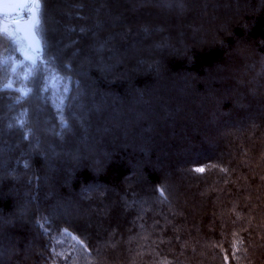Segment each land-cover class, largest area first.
Here are the masks:
<instances>
[{
    "label": "trees",
    "instance_id": "16d2710c",
    "mask_svg": "<svg viewBox=\"0 0 264 264\" xmlns=\"http://www.w3.org/2000/svg\"><path fill=\"white\" fill-rule=\"evenodd\" d=\"M30 9L34 54L0 16V264H264V0Z\"/></svg>",
    "mask_w": 264,
    "mask_h": 264
},
{
    "label": "rangeland",
    "instance_id": "374dc122",
    "mask_svg": "<svg viewBox=\"0 0 264 264\" xmlns=\"http://www.w3.org/2000/svg\"><path fill=\"white\" fill-rule=\"evenodd\" d=\"M35 15L34 9H30V14H22L21 16L10 17L8 20L14 25V29L20 40L31 53H35L39 49L38 39L33 31L34 19L31 24L26 25V21L30 15Z\"/></svg>",
    "mask_w": 264,
    "mask_h": 264
},
{
    "label": "water",
    "instance_id": "95a60500",
    "mask_svg": "<svg viewBox=\"0 0 264 264\" xmlns=\"http://www.w3.org/2000/svg\"><path fill=\"white\" fill-rule=\"evenodd\" d=\"M31 0H0V16L4 17H15V16H21L25 9L29 6ZM14 3H22L26 5V7L23 8H14L10 7L11 4ZM35 22V15L34 13L30 15V18L27 19L26 25L28 26L33 22Z\"/></svg>",
    "mask_w": 264,
    "mask_h": 264
},
{
    "label": "snow or ice",
    "instance_id": "6c2138e0",
    "mask_svg": "<svg viewBox=\"0 0 264 264\" xmlns=\"http://www.w3.org/2000/svg\"><path fill=\"white\" fill-rule=\"evenodd\" d=\"M10 7H14V8H23V7H26V5L22 4V3H14V4H11ZM197 172H203L204 169L202 168H198L196 169ZM161 196H163V192L160 193Z\"/></svg>",
    "mask_w": 264,
    "mask_h": 264
}]
</instances>
